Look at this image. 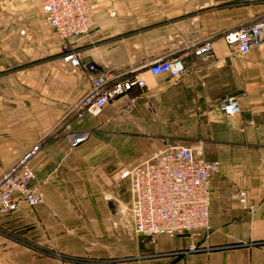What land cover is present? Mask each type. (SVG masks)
<instances>
[{"label": "crops", "instance_id": "0c3cea01", "mask_svg": "<svg viewBox=\"0 0 264 264\" xmlns=\"http://www.w3.org/2000/svg\"><path fill=\"white\" fill-rule=\"evenodd\" d=\"M16 1H0V173L41 143L31 164L42 202L33 217L20 201L0 223L61 257H31L0 239V264H264V40L241 54L223 38L264 17V0H89L92 29L66 40L47 24L39 0ZM206 37L212 58L188 54L178 78L145 70ZM46 41H53L52 56L28 59L30 43L43 49ZM63 43L77 51L79 67L62 61ZM129 70L142 74L144 87L110 101L97 117L76 116L96 73ZM231 95L240 111L227 116L219 103ZM66 123L90 136L70 147ZM167 145L220 163L210 180V228L195 250L185 233L153 240L135 233L129 181L118 178Z\"/></svg>", "mask_w": 264, "mask_h": 264}, {"label": "built area", "instance_id": "2783aa9c", "mask_svg": "<svg viewBox=\"0 0 264 264\" xmlns=\"http://www.w3.org/2000/svg\"><path fill=\"white\" fill-rule=\"evenodd\" d=\"M39 2L45 21L56 30L60 39L83 35L92 29L94 11L89 0ZM223 38L238 53H247L264 40V17L240 24L235 30L224 33ZM62 50L61 59L64 63L73 67L81 65L74 48L63 43ZM188 54L203 60L211 59L212 38L192 41L181 52L144 65L145 70L154 75L166 73L178 78L186 70L184 59ZM85 68L95 71L92 64H87ZM145 84L142 74L135 70L96 73L90 81V87L77 103L76 116L88 114L97 117L107 103ZM219 109L225 115L232 116L240 111V103L236 96L231 95L219 103ZM65 130L72 148L90 136L89 130H76L70 123L65 124ZM40 149L41 143H34L0 173V216L16 211L20 201L29 206L41 203V194L32 187L35 171L31 164ZM219 170L218 160L198 156L193 148L184 145H168L133 167L122 169L118 178L129 181L131 200L128 209L133 231L153 240L159 234L174 236L189 233L193 237L194 233L208 230L210 180ZM236 198L242 206H246L244 190H238ZM196 248L193 241L188 246V250Z\"/></svg>", "mask_w": 264, "mask_h": 264}, {"label": "rangeland", "instance_id": "374dc122", "mask_svg": "<svg viewBox=\"0 0 264 264\" xmlns=\"http://www.w3.org/2000/svg\"><path fill=\"white\" fill-rule=\"evenodd\" d=\"M0 1H2L3 2L2 5H4V0H0ZM8 1L13 2L14 5H16V2H17L16 0H8ZM1 18H2V16H1ZM46 40H47V38H46ZM52 44H53V41H48V42L46 41V43L44 44V47L42 49V47H40V46L34 47L30 43L28 59H36V57H39L38 59H41V58L49 59L52 56ZM23 203L26 204L27 209L30 212L31 216L35 217L36 215H38V212L35 209L36 207L29 206L24 201H23ZM9 214L10 213H8V215ZM8 215H6V216H8ZM6 216H4V217H6ZM204 231H207V230H203V231H199L197 233H194L193 237H191V235H189V233H185L190 238L189 245L191 244L192 241L195 243V239L197 237H199ZM0 239L1 240L6 239L7 241L12 242L13 244L17 245L18 247L23 248L26 252L30 253L31 257H35L36 255H43V254L52 255L53 257L54 256H60L61 257L60 253H58L59 251L56 250L55 248H52L51 246H43L41 244V242L37 241L34 237H32V236L29 237L28 235H26V233L24 231H22L20 227H13L12 228L3 222L0 223Z\"/></svg>", "mask_w": 264, "mask_h": 264}]
</instances>
